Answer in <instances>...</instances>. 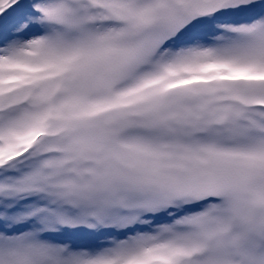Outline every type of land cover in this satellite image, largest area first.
Listing matches in <instances>:
<instances>
[{
  "label": "snow or ice",
  "instance_id": "obj_1",
  "mask_svg": "<svg viewBox=\"0 0 264 264\" xmlns=\"http://www.w3.org/2000/svg\"><path fill=\"white\" fill-rule=\"evenodd\" d=\"M0 264H264V0H0Z\"/></svg>",
  "mask_w": 264,
  "mask_h": 264
}]
</instances>
